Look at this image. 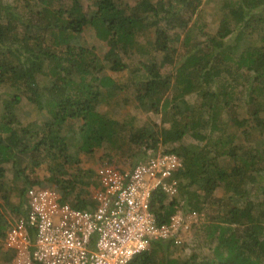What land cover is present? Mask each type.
I'll return each instance as SVG.
<instances>
[{"label":"trees","instance_id":"16d2710c","mask_svg":"<svg viewBox=\"0 0 264 264\" xmlns=\"http://www.w3.org/2000/svg\"><path fill=\"white\" fill-rule=\"evenodd\" d=\"M87 1L0 0V264L12 263L5 234L26 214L28 189L58 185L64 203L87 210L94 173L71 166L125 148L136 163L148 149L184 160L178 195L153 193L159 225L180 207L206 216L192 245L154 240L129 264H264V0L224 3L216 30L205 0ZM89 29L107 44L103 57ZM135 55L147 58L132 72L137 109L161 125L129 121L127 95L99 110L125 91L107 71L128 70ZM43 167L42 181L33 175Z\"/></svg>","mask_w":264,"mask_h":264},{"label":"built area","instance_id":"2783aa9c","mask_svg":"<svg viewBox=\"0 0 264 264\" xmlns=\"http://www.w3.org/2000/svg\"><path fill=\"white\" fill-rule=\"evenodd\" d=\"M183 167L181 156L152 149L130 171L106 163L96 169L99 188L87 210L64 203L58 185L30 188L27 212L6 231L4 249L12 264H129L154 240L186 243L204 214L180 207L159 225L151 211L155 191L178 195Z\"/></svg>","mask_w":264,"mask_h":264},{"label":"rangeland","instance_id":"374dc122","mask_svg":"<svg viewBox=\"0 0 264 264\" xmlns=\"http://www.w3.org/2000/svg\"><path fill=\"white\" fill-rule=\"evenodd\" d=\"M7 1V0H4ZM157 1V0H156ZM230 0H205L204 2V9L206 10V16H207V22L210 25L211 29L216 30L218 28V23H219V17H220V7L224 4L227 3ZM85 7L90 6V3L87 0H83ZM262 15L264 18V9L262 11ZM174 34V33H173ZM147 38L153 39L152 36L148 37H141L140 42L145 43V40ZM183 38V37H182ZM85 39L86 43L89 46L95 47L97 54L100 57H103L106 53H108L109 48L107 47V44L100 41L96 35L95 31L92 29L86 30L85 32ZM183 40V39H182ZM181 46V45H180ZM179 46V48H180ZM147 58L144 55H135L131 59L124 58V62L127 63L129 66V69L123 72L119 73H114L111 71H107V75L112 77L118 84L122 85L123 88H125V91L119 94H116V97L113 99L109 100V108L105 104H101L99 106V110L103 113L111 114V109L118 101L124 100L126 95L128 96V107L126 108V111L124 110V116L130 119H132V123L135 124L137 127L140 126H145V125H150L151 124H162V116L160 114H156L153 112H144L142 109H137V102L134 100L133 92L131 89V84H132V79L134 78L133 76V71L137 68L138 64L141 61H145ZM180 58H177V61H179ZM169 70V69H168ZM167 70V71H168ZM128 86V88L126 87ZM242 89V88H241ZM242 91H240L241 94ZM118 100V101H117ZM197 101V97H193L190 99L191 103H195ZM111 108V109H110ZM24 111L27 112V115L30 118V115H33L31 120H36L35 118L38 119V113L35 109H33L31 106H27L24 108ZM238 111L240 112L241 116H246L247 114L245 113L242 108H239ZM120 119V118H119ZM184 143L188 146H196L197 142H194L193 139L187 137L184 140ZM163 149L160 148L159 151H162ZM111 157L109 158L104 150H99L93 155H86L83 154L81 155V163L80 165H75L71 166V173L72 174H79L81 171H93L94 176L92 179V184L88 188V195L87 197L93 201V195L92 192L93 190H96L99 188V184L96 178V169L101 167L102 165L108 163V164H114L117 166L120 170L122 171H130L131 168H134V166L137 164L136 161L133 159V157L130 155L129 151L125 148L124 151L122 152H116V153H110ZM80 166V167H79ZM40 180L43 181V179L47 176V170L45 167L37 170V173L33 175ZM45 184V183H44ZM218 196L222 195V192H217ZM206 217V216H205ZM17 217L12 216L9 218V221L14 223L13 221L16 220ZM207 219V218H206ZM206 221V220H205ZM186 243L188 245H192L194 243L195 239V233L194 230L186 236ZM3 245V242L1 243ZM3 254V252H1ZM1 264H12V263H7L5 261H2Z\"/></svg>","mask_w":264,"mask_h":264},{"label":"crops","instance_id":"0c3cea01","mask_svg":"<svg viewBox=\"0 0 264 264\" xmlns=\"http://www.w3.org/2000/svg\"><path fill=\"white\" fill-rule=\"evenodd\" d=\"M131 169H133V168H131Z\"/></svg>","mask_w":264,"mask_h":264}]
</instances>
